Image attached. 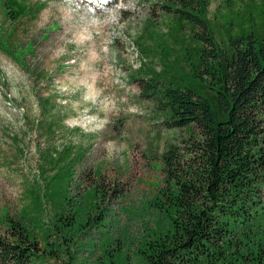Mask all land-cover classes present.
<instances>
[{"label": "rangeland", "instance_id": "rangeland-1", "mask_svg": "<svg viewBox=\"0 0 264 264\" xmlns=\"http://www.w3.org/2000/svg\"><path fill=\"white\" fill-rule=\"evenodd\" d=\"M89 1L0 0V236L10 218L51 222L46 185L70 169L81 205L97 183L106 189L89 211L96 222L69 241L74 262L112 253L136 264L159 222L150 203L170 182L163 156L188 140L140 96L139 79L164 71V80L191 81L177 51H144L166 38L160 0ZM209 2L210 18L218 2Z\"/></svg>", "mask_w": 264, "mask_h": 264}, {"label": "trees", "instance_id": "trees-1", "mask_svg": "<svg viewBox=\"0 0 264 264\" xmlns=\"http://www.w3.org/2000/svg\"><path fill=\"white\" fill-rule=\"evenodd\" d=\"M160 1L166 38L144 51L154 59L177 51L191 84L158 71L139 79L140 96L188 140L163 156L170 182L150 203L159 222L136 264H264V0H217L210 18L209 0ZM72 173L46 185L51 222L7 220L0 264H76L69 241L96 222L89 211L106 189L97 183L81 205L70 195ZM99 264L118 260L110 253Z\"/></svg>", "mask_w": 264, "mask_h": 264}]
</instances>
